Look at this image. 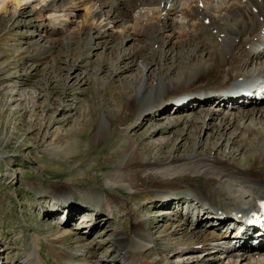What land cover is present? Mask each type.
Segmentation results:
<instances>
[{"label": "rangeland", "instance_id": "obj_1", "mask_svg": "<svg viewBox=\"0 0 264 264\" xmlns=\"http://www.w3.org/2000/svg\"><path fill=\"white\" fill-rule=\"evenodd\" d=\"M57 1L59 6H71L68 0ZM32 2V5L24 4L23 9H19L25 11L22 15L0 18V264H20L31 252L40 257L42 264H66V260H71L70 253H85L79 255V258L87 259L89 264H104L106 257L116 258L115 264H133L124 257V252L116 239L121 233L130 236L134 228L138 230L139 226L132 222L135 216H140L147 222L146 216L141 215L150 216L147 224L152 225L149 226L150 232L147 230L146 232L151 238L157 241L159 237L161 238L159 243L152 242L159 252L154 250V247L146 246L149 248L147 252L149 258L146 256L141 260V264H148L150 260L156 261L157 264L166 263L167 260L171 264L180 260L181 263L185 261L184 264H191V261L186 263L187 259L197 258L201 254L197 253L199 250L196 246L194 250L183 253L181 251V255L172 253L169 255L170 253L162 251L163 243L167 242V238L163 235L167 231L172 232L176 227H185L173 207L170 208L171 212L164 211V209L168 211L169 208L164 207L160 218L162 211L158 206L165 202L158 193L150 192V195L146 192L136 193L129 187L108 184V176L120 161L114 156L120 153V156L124 157L122 151L132 140L136 145L143 146H140L141 151L150 161L167 155L171 157L184 155L194 149L202 157L209 154L212 158H228L236 164L247 167L246 164L255 162L261 151L250 148L244 139L241 140L240 134L245 129L244 119H238L234 123L233 117L236 113H247L248 118H253L256 126H264V107L258 106L264 99H251L253 104H256L257 110L255 108L240 110L246 109L242 106L235 113L233 109L228 110L221 106L223 103L224 106L227 104L225 100L213 105L218 97L210 91L217 89L221 77L210 74L204 76L198 86L190 89L199 92L198 98L190 102L202 101L204 104L197 102L202 103L200 107L196 103H191L189 108L182 107L174 111L167 102L156 112L158 104H154V114H145L137 120L133 119L136 117L133 112H129L123 124L118 119L121 117L118 106L119 85L123 86L126 82L141 85L148 77L151 83L161 69L164 72L166 62L178 64L179 59L177 60L176 56L183 59L186 66L195 61L191 52L192 45L180 43L184 42V31L179 27L180 23L176 21V16H168L167 27L159 32L161 40L153 39L154 34L151 36L144 34L146 30L144 24H139L134 32L127 31V34L134 38L128 39L120 33V27L114 26L116 22H112L107 29L108 33L113 35L102 39L91 38L88 42L89 45L95 44L96 41L100 42L98 47L92 49L91 54L86 52L84 47L88 45L83 40L80 48L74 52L72 49L76 48V44L68 47V40H64L66 47L62 51L55 48L52 53L41 54L45 46H51L52 42L65 36L54 29L60 27V24L49 22L44 17L43 11L39 9L36 11L33 8L38 1L32 0ZM97 4L99 5L100 2ZM101 7L100 19L104 18L105 22H109L110 14L108 16L106 13L108 9ZM156 7L159 9L158 5ZM116 9L120 8L115 7V11ZM66 12L70 13L71 24L77 26L82 20V10L73 8L67 9ZM134 13L135 11L129 13L127 18ZM145 15L147 21L153 17L149 9L145 10ZM189 19L187 27L191 33L198 26V22L196 16H189ZM75 21L77 22L73 23ZM213 29L212 26L211 31ZM96 30L91 31L90 36H96L99 33ZM212 32L217 34L215 29ZM106 39H109L107 45L104 44ZM141 47H145V57L133 59L125 55L127 54L125 52L139 50ZM257 64L252 67L256 68L262 63L256 66ZM121 66L125 68L123 72L119 71ZM249 70L254 72V69L248 67L243 69L245 73H239L241 71L239 70L234 75L249 76L253 74V72L248 73ZM166 76L180 83L179 72L171 70ZM230 77L232 76L225 80L227 84L232 80ZM204 86H207V90H202ZM205 93L212 97L211 101L204 99L207 97ZM138 95L135 99L140 102L143 96L142 90ZM136 96L135 93L134 97ZM227 105H230L229 101ZM206 110L215 114L216 119L218 118L217 123L204 114ZM186 115L192 117L199 115L205 120L190 124L184 118ZM100 116L112 117L113 122L109 123L106 136L103 139H96L93 132L94 124ZM229 117H232L229 124L220 125V120L223 122ZM132 119L133 124L127 126ZM153 131V136L146 135ZM68 135L70 138L66 141ZM60 136L65 139L61 140ZM263 142L264 136L259 140L260 144H264ZM180 145L181 147L178 148ZM248 156H251L250 159ZM246 158L249 160L248 163ZM260 165V168L264 167V164ZM252 166L256 167L257 163ZM238 184L239 182L234 183V188L237 189L234 190L235 192L240 191L241 185ZM70 194L79 197L82 205L75 204L70 209L68 221L59 218L50 219L54 216L50 207L51 202L55 198L60 200L64 197L72 200ZM176 196L174 198L178 200L184 197ZM87 197L90 201L84 204L83 201L85 198L87 200ZM117 200L122 205H117ZM197 200L202 208H213L208 212L216 217L219 213L215 211L229 212L235 209L234 207L215 208L210 202H204L199 198ZM160 201L161 203H158ZM167 204L173 205L172 202ZM152 205L153 209H151ZM175 205L177 209L182 206L186 209L188 206L184 202H176ZM95 212L97 219L91 222L90 218ZM179 214L182 216V212L179 211ZM62 215L61 213L60 216ZM199 218L204 220L200 223L201 226L208 224L206 227L208 230L221 232L213 228L221 226V222L207 219L202 213L199 214ZM189 219L191 220L192 217ZM52 220L54 223H49ZM152 220L155 222L152 223ZM186 222L187 227L189 226L187 229L190 230L200 226ZM61 238L64 239L62 242ZM76 238L82 239L75 241ZM209 245L204 246L203 249L215 246ZM88 250L94 254H86ZM207 253L205 258L212 254L218 256V258L208 257L210 264L215 262L221 264L219 254ZM204 257L197 258L201 260H196V264H200ZM136 260L138 262V259ZM207 260L205 262H208Z\"/></svg>", "mask_w": 264, "mask_h": 264}, {"label": "bare ground", "instance_id": "obj_2", "mask_svg": "<svg viewBox=\"0 0 264 264\" xmlns=\"http://www.w3.org/2000/svg\"><path fill=\"white\" fill-rule=\"evenodd\" d=\"M36 1L38 2L33 5V8L36 9V11H43L44 17H46L49 22L55 25L60 24V27H54V29H57L56 31L60 35L62 34L65 36L64 38L61 37L55 42H52L53 44L51 46H45V50H42L41 54L52 53L55 48L62 51L63 48L66 47L64 40H68V47L76 44V48H71L73 52L80 48V43L83 40V42H86L85 44L88 45V47H84L87 50L86 52L91 54L92 49L96 46L98 47L100 42L96 41L95 44L90 43V45L88 42L91 38L95 39L99 37L102 39V37L113 35L112 33H108L109 31L107 29L112 22H116L114 26L120 27V33L123 34V37H128V39L131 37L127 34V31L130 30L134 32L139 24H144L146 26L144 34H148L149 36L154 34V37H152L153 39L161 40L162 37L159 35V32L167 27L168 23L166 20L168 19V16H176V21L180 23L179 27L184 31V42L180 43L192 45L193 48L191 49V52L192 55H194L195 61L189 66H186L183 59L176 56V59H179L178 64H167L166 62L164 72L160 68V73H157L155 79L151 81V83L149 81L150 78L148 77L147 81L141 85L140 83L131 82H126L123 86L119 85L117 90H119L120 94V97L118 98V106L121 111V117L118 119H120L121 121H119L123 124H125V118L129 112H133V115L136 116L133 119L136 118L137 120L145 114H154V104H158L156 111L158 112V109L162 108L168 102L172 94L189 92L191 88L198 86L201 83L204 76L206 77L210 74H216L218 77H221L216 88L225 86L227 84L225 80H228L229 76H232L230 78L238 81L243 77V80L257 77L261 80L260 85H263L264 83V62L256 67L254 72L253 70H249L248 73L253 72V74L249 76L234 75L236 71L238 72L239 70H241L239 73H245L243 69L248 68L249 64L255 59L264 56V38L261 39L260 36V30L264 26V0H68L69 3H71L70 7H65L66 5L59 6L57 0ZM98 2H100L99 5L97 4ZM32 3V0H0V18L3 19L8 15H11V17H15L18 14L22 15L25 11L19 9H23L24 4L30 6ZM156 5L159 6V9ZM101 6L108 9L106 10V13H108V16L110 14L108 17L110 19L109 22H105L104 18L100 19L102 12L100 9ZM72 7L82 10L83 13V16H81L82 20L78 22L79 24L77 26L71 24L70 13L66 12L67 9L72 10ZM115 7H119L120 9H116L115 11ZM173 7L178 9L176 10ZM146 9H149L152 12L153 17L150 21H147L146 19ZM132 11H135V13L127 18L128 14ZM120 13L122 16H120ZM189 16H196V21L198 22V26L191 33L189 31L190 29L188 30L187 27V23L190 21ZM201 19L202 21H200ZM76 22L77 21L73 23ZM212 26L217 34L212 32L214 29L211 31ZM93 30L99 31V33L96 36H90V32ZM256 37L257 39L254 40ZM174 38L178 40L176 37ZM189 41H191L190 44ZM108 42L109 39H106L104 44L107 45ZM166 42L167 41H164V43ZM171 44H173L172 40ZM144 51L145 47H141L139 50L125 52L127 53L125 55H128L133 59L137 57H145L146 53ZM148 65H146V67ZM121 67H119V71L123 72V69L125 68ZM99 69H101V66ZM171 70L179 72L181 78L179 84L170 78H167L166 75ZM140 90H142L143 96H141L142 100L138 102L135 98L139 96L138 92L140 94ZM135 93L137 95L136 97H134ZM205 95L207 96L204 98L206 101L212 100V97H209L207 93H205ZM247 98L256 99L257 97H245V99ZM240 99L243 98H236L233 100V105L240 103L242 101ZM190 101L191 99L188 102ZM197 102L202 101L195 100L187 105L184 103L183 105H179L178 108H189L191 103H196V105L200 107L203 103L198 104ZM226 103L228 104V101ZM227 104L221 106H230ZM204 114L210 119H213L212 121L218 119H216L215 114L210 112V110H206ZM234 115V123H236L238 119H244L243 122H245V129H243L240 134L241 140H245L250 148H257V150L261 151L256 157L255 162H250L248 165L246 164L248 168L241 166L238 163L236 164L228 158H212L209 154L206 157H202L195 152L194 149L184 155L171 157V155L166 154L167 156L164 158L150 161L148 156L141 151V147L143 146L140 144L136 145L135 141L132 140L129 141L122 151L125 155L124 157L120 156V153L114 156L116 160L120 159V161L115 170L107 178V182L110 186L122 185L123 187H129L130 190L132 189L136 193L146 192L149 195L150 192H155L158 193L159 197L166 196L167 194H177L179 192L182 193L184 197L190 196V199L188 200H190L191 206L188 207L187 212H192L193 215L197 214V222L201 223L204 220L199 218V214H201V210L204 208L200 206L201 203L198 202V198L204 202H210L215 208H235L229 212L215 211L216 213H219L218 217L213 215L214 218H210L212 220L215 219V222H221V226L213 227L221 232L211 231L207 228H205L207 230H201L199 228L190 230L187 229L189 226L187 227L186 221H180L185 224V227H176L172 232L168 233L167 231V233L163 235L167 238V242L163 243L162 251L170 254L172 253L173 255H181V251L183 253L188 250H194V246L200 242L204 243V246L215 242L216 244L214 245L218 246L223 242V239L231 240L229 231L230 221L228 222V220L234 219V216L237 213L243 212L248 206L256 204L257 200L264 196V167L260 168V164H264V156H262V154H264V144L261 145L259 143L260 138L264 136V126H256L253 122V118H248L247 113H236ZM191 117L192 116L187 115L184 117L186 118L187 123L189 122L191 124L196 123L199 120H205V118L202 119V116L199 115ZM230 118L232 117L225 119L223 121L224 123L220 120V125L222 124V126H224L229 124V122L232 121ZM133 119L127 124V126L130 127V125L133 124ZM112 122V117H98L94 124V137L96 139H103V137L106 136L109 123ZM153 134L154 131L150 134L149 132L146 133L149 137L153 136ZM67 137L68 140L66 141H69V135ZM60 139L63 140L65 137ZM58 140L59 139H57V141ZM134 147L136 148L134 149ZM180 147L181 145L178 146V148ZM250 157L251 156H248L249 159ZM248 162L249 160L247 159L246 163ZM254 163H257L256 167L252 166ZM238 182V185H241V188L240 191L235 192L234 190L237 189L234 188V183ZM70 196L73 197L72 194H70ZM156 196L157 195L155 194V197ZM181 198H179V200ZM173 199L176 198L172 197L168 203L172 202V204H174L175 201L178 200L176 199L172 201ZM158 203H161V201ZM193 204L194 207H192ZM117 205H122L119 200H117ZM73 206H75V204H72L71 208ZM195 207L198 208L197 212L193 209ZM208 210H213V208H205L207 213H209ZM224 215L225 218L222 219L221 217ZM210 216H212V213H210ZM132 222L135 223L137 227L139 226L138 230H135L136 228H134L133 233L130 236L129 234L125 236L121 233L117 236L116 241L119 244L120 249L124 252V257L133 264H138L136 260L138 259V256L145 255L149 258L147 255L149 248L146 246H149V241H154L155 239L151 238L149 233L146 232V220L142 219L140 216H135ZM208 222L211 223V221ZM49 223H54V220ZM80 239L82 238H76L75 241ZM63 240L64 239L61 238L60 241L62 242ZM158 240V242H160L161 238L159 237ZM262 249L264 254V248ZM90 253L93 252H89V250L86 252V254ZM84 254L70 253L71 260H66V264H89L90 262L87 259L79 258V255L82 256ZM134 254L135 258H133ZM208 257L218 258L216 254H212ZM208 257H204L205 259L200 262V264H210ZM240 257H244V255L241 254ZM206 260L208 262H205ZM243 260L244 258L242 261ZM105 261L103 262L104 264L117 263L115 262L117 261L116 258L109 259L106 257ZM254 261L264 264V260L254 259ZM41 262L40 257L35 256L31 252L27 255L25 260L21 261L20 264H42ZM216 263L217 262H215V264ZM237 263L238 258L231 261L229 264ZM148 264L157 263L156 261L152 262L150 260ZM162 264L171 263L167 260L166 263L163 262Z\"/></svg>", "mask_w": 264, "mask_h": 264}]
</instances>
